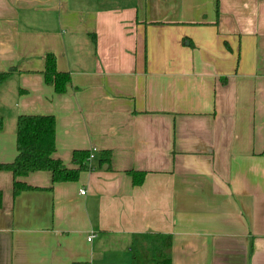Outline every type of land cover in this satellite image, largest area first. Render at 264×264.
<instances>
[{"label":"crops","instance_id":"1","mask_svg":"<svg viewBox=\"0 0 264 264\" xmlns=\"http://www.w3.org/2000/svg\"><path fill=\"white\" fill-rule=\"evenodd\" d=\"M9 68L0 162L22 114L54 115L67 167L95 153L76 180L18 177L39 188L16 195L0 170V264H132L146 233L171 236V264H264V0H0Z\"/></svg>","mask_w":264,"mask_h":264},{"label":"trees","instance_id":"2","mask_svg":"<svg viewBox=\"0 0 264 264\" xmlns=\"http://www.w3.org/2000/svg\"><path fill=\"white\" fill-rule=\"evenodd\" d=\"M0 71V83L12 71ZM44 81L52 85L57 93L66 91L70 82V75L66 71L56 68V58L52 53L45 55L43 69ZM3 127V118L0 116V130ZM56 118L51 114H22L16 120V156L10 162H0V170L12 173V195L22 190L39 187L27 184L17 179L30 172L45 170L51 174L53 182L76 180L81 170L87 168L89 151L76 149L72 152L74 167H67L60 158L54 156ZM104 152V151H102ZM108 161V157L101 162ZM133 184H140L145 172L135 169L127 171ZM1 203V191H0ZM171 236L169 234L146 233L134 235L131 245L132 264H171L170 257Z\"/></svg>","mask_w":264,"mask_h":264},{"label":"built area","instance_id":"3","mask_svg":"<svg viewBox=\"0 0 264 264\" xmlns=\"http://www.w3.org/2000/svg\"><path fill=\"white\" fill-rule=\"evenodd\" d=\"M94 153H95V148H91L90 151H89L88 160H90L94 156ZM84 192H85L84 189L80 190V193L83 194ZM92 237H93V233L88 235L87 239L90 240Z\"/></svg>","mask_w":264,"mask_h":264}]
</instances>
